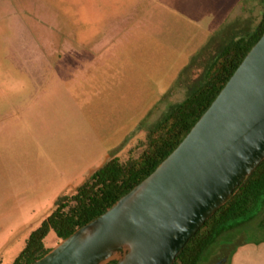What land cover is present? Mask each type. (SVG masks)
Returning a JSON list of instances; mask_svg holds the SVG:
<instances>
[{
  "label": "rangeland",
  "instance_id": "1",
  "mask_svg": "<svg viewBox=\"0 0 264 264\" xmlns=\"http://www.w3.org/2000/svg\"><path fill=\"white\" fill-rule=\"evenodd\" d=\"M244 2L0 0V264L32 262V233L52 214L73 215L76 188H101L104 164L144 168L173 149L209 91L153 129L148 115L222 27L246 15ZM235 56L227 45L210 74L227 81L220 67L240 64ZM263 209L224 226L200 264L240 235L261 239ZM61 240L51 231L44 246Z\"/></svg>",
  "mask_w": 264,
  "mask_h": 264
},
{
  "label": "water",
  "instance_id": "2",
  "mask_svg": "<svg viewBox=\"0 0 264 264\" xmlns=\"http://www.w3.org/2000/svg\"><path fill=\"white\" fill-rule=\"evenodd\" d=\"M263 160L264 32L148 176L28 264H173ZM263 219L264 209L256 220ZM258 240L240 235L206 264H228L237 247Z\"/></svg>",
  "mask_w": 264,
  "mask_h": 264
},
{
  "label": "trees",
  "instance_id": "3",
  "mask_svg": "<svg viewBox=\"0 0 264 264\" xmlns=\"http://www.w3.org/2000/svg\"><path fill=\"white\" fill-rule=\"evenodd\" d=\"M262 34H260V37ZM251 47L246 46V51L248 52ZM181 137L183 135H180V139ZM179 140L178 143L181 141ZM178 143L173 146V149ZM173 149L171 148L170 152ZM170 152L164 153L163 159ZM161 161H151L149 166L144 168L136 166L131 161L124 164L116 158L104 164L102 169L98 171L99 176L102 178L103 186L101 188H88L83 183L77 187L76 192L72 195V199L78 206L73 210V215L60 217L52 214L44 219L40 226L32 233L30 240L38 248L32 261L39 259L51 249L44 246V241L51 231L59 239L68 237L76 228L106 211L121 195L128 192L148 176ZM263 201L264 160L239 185L231 199L207 219L204 225L188 240L184 248L177 254L173 264H200L206 249L216 239L222 228L232 221L252 216L260 208V205L263 204Z\"/></svg>",
  "mask_w": 264,
  "mask_h": 264
},
{
  "label": "flooded vegetation",
  "instance_id": "4",
  "mask_svg": "<svg viewBox=\"0 0 264 264\" xmlns=\"http://www.w3.org/2000/svg\"><path fill=\"white\" fill-rule=\"evenodd\" d=\"M244 3L240 8L244 5L243 12L246 15L240 17L237 16L232 20V23L230 22L222 27V30H225L224 38L220 41H216L212 44L208 43L204 46L199 55L194 58V60H192L183 71L179 84L171 90L165 101L149 113L148 117H152V120L155 121L150 127H148V129H153L162 121L168 119L175 110V106H182L184 103L191 100L192 96H195L199 90L207 89L209 93L206 97L198 100L199 107L195 110L192 116L197 120V118H199V116H201L207 109L209 104H211L220 92L226 79L224 77L219 78V76L216 79L210 74V71L223 55L226 46L231 44L236 45L235 57L242 60L247 53L246 46H253L258 41L260 34L264 32V0H245ZM260 5L261 10L257 12V8ZM238 64V60L234 59V61L227 64L225 69H221V66L220 73L223 72V74L229 78L231 76L230 71L236 69ZM192 125L193 124L190 123H184L183 127L177 129L179 130L178 135H182V132L183 135L186 134ZM166 150V152H170L171 148L167 147ZM163 154H158L161 158H159L157 162L163 159Z\"/></svg>",
  "mask_w": 264,
  "mask_h": 264
},
{
  "label": "crops",
  "instance_id": "5",
  "mask_svg": "<svg viewBox=\"0 0 264 264\" xmlns=\"http://www.w3.org/2000/svg\"><path fill=\"white\" fill-rule=\"evenodd\" d=\"M228 264H264V240L237 247L232 252Z\"/></svg>",
  "mask_w": 264,
  "mask_h": 264
}]
</instances>
